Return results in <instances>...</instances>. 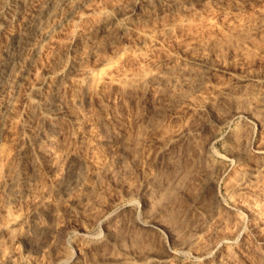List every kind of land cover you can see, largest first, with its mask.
I'll return each instance as SVG.
<instances>
[{
  "label": "rangeland",
  "instance_id": "1",
  "mask_svg": "<svg viewBox=\"0 0 264 264\" xmlns=\"http://www.w3.org/2000/svg\"><path fill=\"white\" fill-rule=\"evenodd\" d=\"M120 247L264 264V0H0V264Z\"/></svg>",
  "mask_w": 264,
  "mask_h": 264
},
{
  "label": "bare ground",
  "instance_id": "2",
  "mask_svg": "<svg viewBox=\"0 0 264 264\" xmlns=\"http://www.w3.org/2000/svg\"><path fill=\"white\" fill-rule=\"evenodd\" d=\"M61 117H65L74 123H77V120H78V118L76 116H73V115L67 116L65 114H61ZM161 155H163L164 157L168 156L167 154H161ZM47 157H48V155H47ZM51 158L52 157H50V159ZM169 160H170V158H169ZM175 168H178V167H175ZM179 171L180 170H178V172ZM253 174H254V170L249 171V172H244L240 176L238 181L236 182V185L240 186L241 184L245 183L247 179H249L253 176ZM148 181H149L148 187L151 186L152 188H154L156 190V192H158V194H160L162 189H164L162 187H161L162 188L161 189L160 186L157 184V176L149 179ZM202 205L203 204H197L196 208L199 210H202L203 209ZM44 206H46V198L45 197H42L39 201L35 202V207L37 209H41V207L44 208ZM125 220L123 219L119 224L111 225L107 229L108 234L110 236V238H109L110 244L112 243V244L118 245V244L124 242L127 238H129L128 233H129V231H131L132 227L135 224L133 221L128 220V222H126ZM188 220L191 223V219H188ZM124 221L126 222V224L124 223ZM168 222H170V221H168ZM168 222L162 221L160 219V217H158V215L156 213H154L145 222H139L138 223V225H139L138 229L141 232V234L144 235V237L147 240L151 239L152 236L154 235V233H157L158 231H166L169 234V236L171 237L175 246L184 247V246L190 245L191 239H190V237L187 236L188 235L187 228L186 227L182 228V224L180 225V222H178V220L177 221L175 220V222L171 221L172 223L171 222L168 223ZM192 225H193V223H192ZM38 229L40 231H44V229L42 227H38ZM119 249L120 250L118 251V254H113L112 252L108 251L103 255V257L101 259H98V260L102 264H163L166 261V252L145 249L144 251H141L138 253H135V252L129 253V252H126L121 247ZM167 250L170 251L169 248H167ZM89 254L90 255H97L98 250H95L94 252L92 250H89ZM208 254H209L208 250L205 249L200 254V256L202 258H207ZM99 261H98V263H99ZM79 264H82V262H80Z\"/></svg>",
  "mask_w": 264,
  "mask_h": 264
}]
</instances>
